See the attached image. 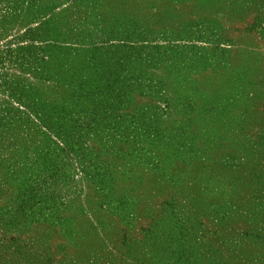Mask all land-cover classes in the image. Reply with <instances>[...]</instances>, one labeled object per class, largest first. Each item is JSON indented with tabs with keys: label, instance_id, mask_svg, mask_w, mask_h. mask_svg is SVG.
Masks as SVG:
<instances>
[{
	"label": "rangeland",
	"instance_id": "obj_1",
	"mask_svg": "<svg viewBox=\"0 0 264 264\" xmlns=\"http://www.w3.org/2000/svg\"><path fill=\"white\" fill-rule=\"evenodd\" d=\"M215 238L264 252V0H0V264Z\"/></svg>",
	"mask_w": 264,
	"mask_h": 264
},
{
	"label": "trees",
	"instance_id": "obj_2",
	"mask_svg": "<svg viewBox=\"0 0 264 264\" xmlns=\"http://www.w3.org/2000/svg\"><path fill=\"white\" fill-rule=\"evenodd\" d=\"M81 125L78 127L80 128ZM203 236H200L199 239H202ZM130 241V239L127 236H123L121 238V242L120 244L118 243V246H123V245H127V243ZM254 243L256 241H253ZM207 245H209L211 248H209V254L206 255L207 258H210L209 263L208 264H264V252L263 251H258L255 250V253L253 255L252 252L253 250L250 249L248 252L244 253L241 255V257L239 256L238 260H234L232 257H230V262H226L225 258H226V253L223 252L224 251V242H222L220 239L215 238L206 241ZM188 245L189 242H187L186 240H184V243L182 245L181 248H179L178 250L175 251V254L177 257V261L174 260V263H169L168 262V258L165 254H162V259H165V261L162 264H194V258L196 256H190L188 254ZM117 247V246H116ZM117 248H114L113 251H108L107 254H93L85 256L82 254H76L75 258L72 259L71 261H69L68 264H124L123 263V259L121 258V256H117L116 255V250ZM217 252V253H216ZM197 255L199 254L198 250H196ZM40 255V254H39ZM136 255L139 257V261H141V264H150L151 263V256L147 257V255L145 257H142L140 252L136 251ZM249 255H251L249 257ZM157 256V255H156ZM41 258H39V264H43V260H44V256H40ZM171 257H175V255H171ZM249 257V258H248ZM212 258H215L216 262H212ZM222 259H224L223 261H221ZM55 256H53L52 258H48L47 263L48 264H52L55 263ZM61 261H63V259H61ZM256 262V263H255ZM46 263V264H47ZM207 263V262H206ZM198 264H205V263H198Z\"/></svg>",
	"mask_w": 264,
	"mask_h": 264
}]
</instances>
